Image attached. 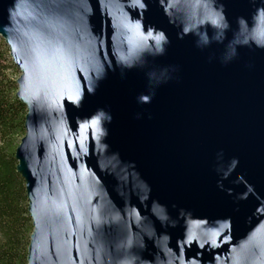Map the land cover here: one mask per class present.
I'll list each match as a JSON object with an SVG mask.
<instances>
[{"label": "water", "instance_id": "1", "mask_svg": "<svg viewBox=\"0 0 264 264\" xmlns=\"http://www.w3.org/2000/svg\"><path fill=\"white\" fill-rule=\"evenodd\" d=\"M0 38L27 264H264V0H0Z\"/></svg>", "mask_w": 264, "mask_h": 264}, {"label": "trees", "instance_id": "2", "mask_svg": "<svg viewBox=\"0 0 264 264\" xmlns=\"http://www.w3.org/2000/svg\"><path fill=\"white\" fill-rule=\"evenodd\" d=\"M17 68L0 39V264H27L32 232L25 183L15 149L25 133V106L17 97Z\"/></svg>", "mask_w": 264, "mask_h": 264}, {"label": "rangeland", "instance_id": "3", "mask_svg": "<svg viewBox=\"0 0 264 264\" xmlns=\"http://www.w3.org/2000/svg\"><path fill=\"white\" fill-rule=\"evenodd\" d=\"M1 39V38H0ZM1 40H3V39H1ZM4 42V41H3ZM17 68V67H16ZM19 75V70L17 69V76Z\"/></svg>", "mask_w": 264, "mask_h": 264}]
</instances>
